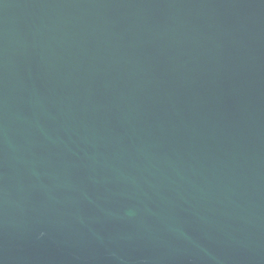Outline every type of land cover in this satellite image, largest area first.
<instances>
[{
  "label": "water",
  "instance_id": "95a60500",
  "mask_svg": "<svg viewBox=\"0 0 264 264\" xmlns=\"http://www.w3.org/2000/svg\"><path fill=\"white\" fill-rule=\"evenodd\" d=\"M0 264H264V0H0Z\"/></svg>",
  "mask_w": 264,
  "mask_h": 264
}]
</instances>
